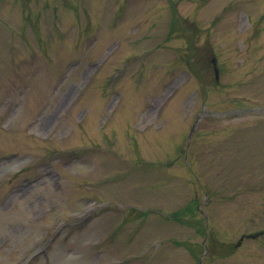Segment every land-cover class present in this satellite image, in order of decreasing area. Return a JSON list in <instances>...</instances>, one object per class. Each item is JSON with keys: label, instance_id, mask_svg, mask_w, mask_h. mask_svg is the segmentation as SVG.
I'll return each instance as SVG.
<instances>
[{"label": "rangeland", "instance_id": "1", "mask_svg": "<svg viewBox=\"0 0 264 264\" xmlns=\"http://www.w3.org/2000/svg\"><path fill=\"white\" fill-rule=\"evenodd\" d=\"M0 264H264V0H0Z\"/></svg>", "mask_w": 264, "mask_h": 264}]
</instances>
